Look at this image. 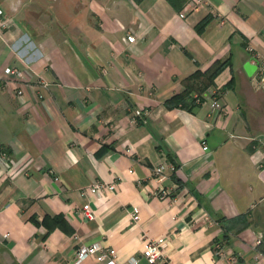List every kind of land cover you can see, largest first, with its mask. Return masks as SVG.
Here are the masks:
<instances>
[{"label": "crops", "instance_id": "0c3cea01", "mask_svg": "<svg viewBox=\"0 0 264 264\" xmlns=\"http://www.w3.org/2000/svg\"><path fill=\"white\" fill-rule=\"evenodd\" d=\"M0 8L9 18L0 28V264H73L75 248L96 240L115 249L116 264L130 256L148 264L144 234L165 235L156 264L264 256L253 243L259 232L264 243V91L221 90L233 63L248 77V47L264 54V0H203L183 16L166 0H0ZM227 56L210 85L222 104L217 116L204 100L193 112L163 106L183 77ZM6 65L22 78L3 73ZM159 162L176 164L161 179L164 197L152 173ZM95 180L116 187L83 196ZM85 200L90 219L78 213ZM58 213L66 230L42 237L40 219ZM240 213L251 224L223 231ZM223 232L227 241H217ZM217 246L236 261L215 254Z\"/></svg>", "mask_w": 264, "mask_h": 264}, {"label": "built area", "instance_id": "2783aa9c", "mask_svg": "<svg viewBox=\"0 0 264 264\" xmlns=\"http://www.w3.org/2000/svg\"><path fill=\"white\" fill-rule=\"evenodd\" d=\"M203 0H186L185 4L178 11L179 16H183L185 10L188 8H192L198 4H201ZM8 17H2V9L0 8V28L8 25ZM125 40L131 42L134 40V34L131 32L125 33ZM248 50L251 51V62L255 63V68L251 73V78L253 84L256 88L264 91V54H260L258 51L248 47ZM3 73L10 74L16 76L18 78H22L23 71L14 66L6 65L3 67ZM16 92L19 94L20 90L17 88ZM218 90L212 86L206 87L201 94L200 101L208 102L210 109L213 110V114L217 116L222 109V104L218 97ZM196 100H198L197 95L193 94ZM140 110L134 109L133 116H139ZM202 150H207V146L202 143ZM173 169V165L170 162H159L154 165L152 168V173L154 174V178L158 181L157 191L159 197H164L170 192L169 187H165L161 185V179L166 174V170L171 171ZM116 187V184L112 181L104 182V181H93L86 187H83L80 190V193L87 197H97L98 195H106L107 192H113ZM81 219H90L95 215L94 208L89 204V200H85L78 211ZM206 217V216H205ZM131 219L135 223L138 220V208L136 206L131 207ZM262 234L259 232L254 239V246H257L261 242ZM165 235H157L154 237L143 235L142 244L139 249V253L145 259L148 264H156L161 260L162 249L165 245ZM215 254L219 257H225L230 262H235L236 257L233 253L226 249L223 250L221 246H217L215 249ZM92 256L97 264H116L115 260V249L111 246L104 245L100 241H91L90 243H81L78 245L74 252L72 262L73 264H77L82 261L84 258ZM137 260V257L130 256L127 260L123 261L121 264H133ZM261 260H264V256L261 253L254 255L253 261L249 264H261Z\"/></svg>", "mask_w": 264, "mask_h": 264}, {"label": "trees", "instance_id": "16d2710c", "mask_svg": "<svg viewBox=\"0 0 264 264\" xmlns=\"http://www.w3.org/2000/svg\"><path fill=\"white\" fill-rule=\"evenodd\" d=\"M135 2H139L140 0H134ZM173 9L178 11L181 9L183 4L186 0H166ZM210 15H204L201 17L195 24L194 29L201 33L206 24L210 20ZM226 65H230L229 57H225L223 59H215L213 60L208 67L205 69H199L195 68L192 72H190L188 75L183 77L180 82L182 88L166 97L162 104L166 108H173V107H179L187 110L188 112H193L196 107L199 106L201 97L199 96L201 92L208 86L213 85V78L217 75V73ZM233 83V73L231 72L229 75V78L221 85V90L230 88ZM193 94L197 95L198 100L195 99ZM140 121V119H139ZM173 164V163H172ZM176 166V164H173V168ZM171 178L175 180L176 182H179V180L174 176L173 173H171ZM178 185H180L178 183ZM193 195L199 199V195L193 191ZM223 217H216V221L220 222L222 221ZM39 223L43 224L46 227L45 232L43 233L42 237H44L51 229H53L56 226H59L60 228H65V218L62 214H53L48 216H43ZM226 223H228L226 225ZM235 223V224H233ZM251 224V222L246 218V215L243 213L238 214L235 218L227 219L225 221V224L221 223L223 227V231L234 229L235 232L238 230L248 226ZM234 228H233V227ZM228 239V236L225 232H223L219 238H217V241L226 242ZM261 252L264 253V243H260L257 245Z\"/></svg>", "mask_w": 264, "mask_h": 264}, {"label": "rangeland", "instance_id": "374dc122", "mask_svg": "<svg viewBox=\"0 0 264 264\" xmlns=\"http://www.w3.org/2000/svg\"><path fill=\"white\" fill-rule=\"evenodd\" d=\"M261 32L264 34V29ZM233 48H235V47H233ZM239 49H240L239 46L236 45V48L234 49L233 54H235V52ZM256 51H258V50H256ZM235 67L236 66L233 63V68H234L233 83H232V86L230 88H227V89L231 90L235 94L236 97L243 96V92H244L243 89L245 87L251 92H255V91L259 92L260 89H258L254 86L252 79L249 76L244 77V79H243V77H241L240 74L236 71ZM244 106H246V103H244ZM244 108H246V107H244Z\"/></svg>", "mask_w": 264, "mask_h": 264}, {"label": "water", "instance_id": "95a60500", "mask_svg": "<svg viewBox=\"0 0 264 264\" xmlns=\"http://www.w3.org/2000/svg\"><path fill=\"white\" fill-rule=\"evenodd\" d=\"M255 68V63L251 62L249 59H246L243 63H242V69L245 72V74L247 76L251 75L252 71Z\"/></svg>", "mask_w": 264, "mask_h": 264}]
</instances>
